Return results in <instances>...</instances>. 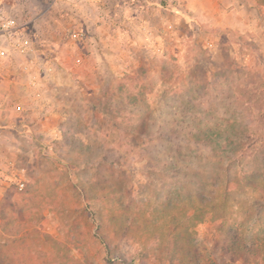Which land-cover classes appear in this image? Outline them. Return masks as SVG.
Wrapping results in <instances>:
<instances>
[{"label":"rangeland","instance_id":"rangeland-1","mask_svg":"<svg viewBox=\"0 0 264 264\" xmlns=\"http://www.w3.org/2000/svg\"><path fill=\"white\" fill-rule=\"evenodd\" d=\"M51 1L0 4V264H264L263 12L62 0L57 29L21 26ZM22 34L48 101L5 69Z\"/></svg>","mask_w":264,"mask_h":264},{"label":"crops","instance_id":"crops-1","mask_svg":"<svg viewBox=\"0 0 264 264\" xmlns=\"http://www.w3.org/2000/svg\"><path fill=\"white\" fill-rule=\"evenodd\" d=\"M29 1L30 2L27 3V6L28 5L33 6V4L31 3V0H29ZM60 1L62 2V0H59V1L58 0H52L50 3L49 9H46L45 12L43 14H40V15L38 13H35L31 9L29 10L28 9L29 6H28L25 10H22V13H21V16H25L24 17L25 19L22 20V22H21V20L18 18L21 26L29 25V26H25L26 30H27V27L28 28L32 27L34 29L39 27L43 30H46L47 32L57 29L59 24L57 22H54V23L49 22L48 20H49V17L51 15L54 16V14L57 13V11L60 13L58 8L56 7L58 4H60ZM70 1H72V0H66L65 3L70 5ZM220 1L221 0H217V3H219ZM8 2H9V0H0V4H1L2 8L5 7L8 10V6H7ZM2 3H3V5H2ZM108 3L111 5V0ZM230 3H231V5H234L237 8L236 9V11H237V10H239V8L241 6L243 7L244 5H246V0L245 1H243V0H230ZM262 3H263L262 0H253V4H254L253 8H255V13L257 16H261L262 12L264 14V5H262ZM79 11H80V9H78V12ZM1 13L2 12L0 11V14ZM68 13L69 12H65V14H68ZM60 14H62V12ZM75 14H76V11H75ZM9 16H11V15H9ZM53 16H52V18H53ZM98 18H99V21L101 20V23L103 24V21H104L103 19H105V18L108 19V18H110V16H106V15L99 13ZM92 23L95 24L94 28H95V26L97 29L100 28L98 26V23H96V22H92ZM36 26H38V27H36ZM6 36H7V34H0V41H2V43H6L5 46L11 45V47H12V45L14 44V41L12 43H10V41L8 42ZM21 37L26 38L22 34V36H19V40ZM94 38H96V35ZM43 51H44L43 48L37 50V48L33 47V49L30 52H28L26 55H24L26 57L25 61H23V62L19 61L18 58L24 60V56L18 54V55H16L17 57H15L13 59V62L11 61L9 64H6V68H5V69H7V71L17 70L18 72L21 73V75L24 76V80H23V81H25L24 90L26 91V93H28V96L30 94H32L31 99H33L34 101L36 100V102H39V103L45 99L47 101L51 99L50 96L53 93H50V90H48V84L52 80H55L56 77L54 75H55V73H57V69L52 68L51 65H48L49 60L44 56ZM103 54H104V52H103ZM36 61L41 62V63H46V64H45L44 70H42L39 73L32 74V73H30L29 70H30V67L32 66V64ZM24 72H25L26 76L24 75ZM11 82L12 81L8 78L6 81V85L4 86V88H2V91H8V93L9 92L12 93V91H11L12 83ZM24 96L26 97L27 95L25 94ZM29 101H30V99H29ZM29 101H28V99L25 98L23 100V105H26ZM48 104L49 103L45 104V109L47 108V106L48 107L50 106V104L49 105ZM42 108H44V107L42 106Z\"/></svg>","mask_w":264,"mask_h":264},{"label":"built area","instance_id":"built-area-1","mask_svg":"<svg viewBox=\"0 0 264 264\" xmlns=\"http://www.w3.org/2000/svg\"><path fill=\"white\" fill-rule=\"evenodd\" d=\"M16 23L13 19H6L3 21V23L0 24V32L2 34H7L8 32H11L15 29ZM17 48L22 52L25 53L28 51L31 47L29 45V41L27 39H22L17 43ZM16 110L20 111L21 107L18 106ZM19 190L22 191L25 188V184L23 182L19 183Z\"/></svg>","mask_w":264,"mask_h":264},{"label":"trees","instance_id":"trees-1","mask_svg":"<svg viewBox=\"0 0 264 264\" xmlns=\"http://www.w3.org/2000/svg\"><path fill=\"white\" fill-rule=\"evenodd\" d=\"M25 228V227H24ZM261 246H264V245H262V244H260ZM260 249L262 250V249H264V247H260ZM243 256H247L245 253H243ZM252 257V256H251Z\"/></svg>","mask_w":264,"mask_h":264}]
</instances>
